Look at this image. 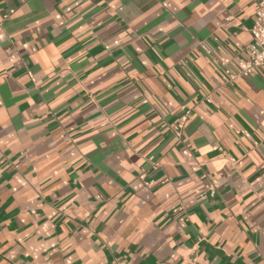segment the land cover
Returning <instances> with one entry per match:
<instances>
[{
	"label": "crops",
	"instance_id": "1",
	"mask_svg": "<svg viewBox=\"0 0 264 264\" xmlns=\"http://www.w3.org/2000/svg\"><path fill=\"white\" fill-rule=\"evenodd\" d=\"M255 19L0 0V264H264V69L237 76Z\"/></svg>",
	"mask_w": 264,
	"mask_h": 264
},
{
	"label": "built area",
	"instance_id": "2",
	"mask_svg": "<svg viewBox=\"0 0 264 264\" xmlns=\"http://www.w3.org/2000/svg\"><path fill=\"white\" fill-rule=\"evenodd\" d=\"M256 1V19L252 27L253 43L248 45L242 58L243 69L237 75L248 78L256 69H264V0ZM185 119L174 127V133L181 137Z\"/></svg>",
	"mask_w": 264,
	"mask_h": 264
}]
</instances>
